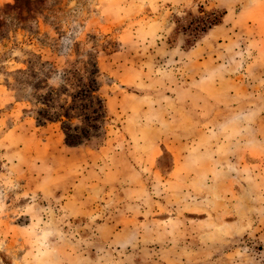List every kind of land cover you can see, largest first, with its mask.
<instances>
[{"label":"rangeland","instance_id":"rangeland-1","mask_svg":"<svg viewBox=\"0 0 264 264\" xmlns=\"http://www.w3.org/2000/svg\"><path fill=\"white\" fill-rule=\"evenodd\" d=\"M0 264H264V0H0Z\"/></svg>","mask_w":264,"mask_h":264},{"label":"trees","instance_id":"trees-1","mask_svg":"<svg viewBox=\"0 0 264 264\" xmlns=\"http://www.w3.org/2000/svg\"><path fill=\"white\" fill-rule=\"evenodd\" d=\"M218 19H219V16H217L215 13L206 14V15L199 17L196 25L200 28L201 31H205L208 28H211L213 25L217 24ZM96 83L97 82L95 80H92V81L90 80L88 82V86L93 87L95 86ZM94 91H95L94 88H90L89 90V92H94ZM64 114L66 115V112ZM47 119L52 121V118H47ZM63 132H64V137H65V142L73 144V145L80 144L82 141V138L87 136V132H85L84 130L79 133H69L66 130H63Z\"/></svg>","mask_w":264,"mask_h":264}]
</instances>
